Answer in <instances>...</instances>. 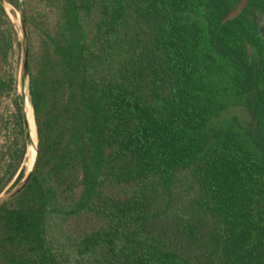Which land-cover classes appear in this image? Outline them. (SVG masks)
Returning a JSON list of instances; mask_svg holds the SVG:
<instances>
[{
	"label": "trees",
	"instance_id": "obj_1",
	"mask_svg": "<svg viewBox=\"0 0 264 264\" xmlns=\"http://www.w3.org/2000/svg\"><path fill=\"white\" fill-rule=\"evenodd\" d=\"M4 1L0 264H264V0Z\"/></svg>",
	"mask_w": 264,
	"mask_h": 264
},
{
	"label": "rangeland",
	"instance_id": "obj_2",
	"mask_svg": "<svg viewBox=\"0 0 264 264\" xmlns=\"http://www.w3.org/2000/svg\"><path fill=\"white\" fill-rule=\"evenodd\" d=\"M4 8L6 9L7 15L16 29L18 42L20 43L19 45L20 59H19L18 70H17V95L19 97L22 96V98L26 99L25 110H26L27 119L30 118V121L28 120V125H29V132H30V138L32 140V144L29 146L28 142H26L27 149H26V155L23 159V162L18 172L16 173V175L10 181V183L1 191L0 193L1 197L7 196L15 188H17L22 183L26 175L28 174L29 170L32 167L33 161L35 160V157H36L35 145L37 142L33 109H32V105H31L30 98H29V80L28 78H26L24 81L22 80V77H23L22 76V61H23V47H24L22 15L18 9L11 6L6 1L4 2ZM1 128L2 127H1V118H0V148L2 147L5 141L4 130H1ZM22 173H23V177L20 178Z\"/></svg>",
	"mask_w": 264,
	"mask_h": 264
},
{
	"label": "water",
	"instance_id": "obj_3",
	"mask_svg": "<svg viewBox=\"0 0 264 264\" xmlns=\"http://www.w3.org/2000/svg\"><path fill=\"white\" fill-rule=\"evenodd\" d=\"M2 2L4 3L5 1L2 0ZM21 15H22V29H23V34H24L23 61H22V76H23L22 80L24 81L28 76L29 68H30V40H29V32H28V28H27L24 15L22 13ZM25 103H26V99L23 98V122H24V128L26 130L27 142H28V145L30 146L32 144V140L30 138L28 119H27L26 110H25ZM36 156H37V146H36ZM35 162H36V158H35L32 169L28 172V174L26 175L22 183L17 188H15L11 193H9L5 197L0 196V205L14 198L26 188V186L30 182V179L33 175Z\"/></svg>",
	"mask_w": 264,
	"mask_h": 264
},
{
	"label": "bare ground",
	"instance_id": "obj_4",
	"mask_svg": "<svg viewBox=\"0 0 264 264\" xmlns=\"http://www.w3.org/2000/svg\"><path fill=\"white\" fill-rule=\"evenodd\" d=\"M32 109H33V108H32ZM33 116H34V114H33ZM28 120L30 121V118H28ZM34 121H35V119H34ZM35 128H36V127H35ZM36 136H37V133H36ZM36 146H37V142H36V145H35V150H36ZM35 158H36V157H35ZM34 161H35V160H34ZM34 161H33L32 167H33V165H34ZM32 167H31V169H32ZM31 169H30V170H31ZM30 170H29V171H30Z\"/></svg>",
	"mask_w": 264,
	"mask_h": 264
}]
</instances>
